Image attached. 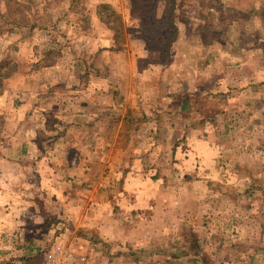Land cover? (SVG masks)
Masks as SVG:
<instances>
[{"label":"rangeland","instance_id":"rangeland-1","mask_svg":"<svg viewBox=\"0 0 264 264\" xmlns=\"http://www.w3.org/2000/svg\"><path fill=\"white\" fill-rule=\"evenodd\" d=\"M86 1L0 0V60L20 65L13 52L30 38L41 53L50 52L44 62L68 47L83 48L75 36L90 27L64 20L90 16ZM108 3L132 17L130 0ZM174 16L179 32L166 62L140 55L146 45L139 32L118 47L132 50L136 73L128 82L147 101L139 114L162 117L121 124L118 141L132 149L122 160L133 162L138 152L146 158L133 176L141 184L124 187L122 170L102 169L98 185L76 190L88 207L94 191L101 223L80 226L83 239L37 251L35 264L57 246L87 257V264H264V169H253L264 160V0H181ZM95 64L104 67L103 55H95ZM175 145L182 152L175 154Z\"/></svg>","mask_w":264,"mask_h":264},{"label":"crops","instance_id":"crops-1","mask_svg":"<svg viewBox=\"0 0 264 264\" xmlns=\"http://www.w3.org/2000/svg\"><path fill=\"white\" fill-rule=\"evenodd\" d=\"M104 1L88 0L82 7L90 10V16L76 22L64 20L90 27L75 36L84 39L83 48L68 47L44 62L50 52L41 53L30 38L13 52L19 70L5 80L0 94V264H35L37 259L32 257L37 251L49 249L53 242H69L74 236L83 239L80 226L101 223L104 214L96 213L94 191L88 207L90 200L80 198L76 190L89 183L98 185L102 169L122 170L124 187L134 180L141 184L142 178L133 176L135 170L144 169L146 158L138 152L133 162L130 157L128 162L122 160L132 149H124L118 136L124 120L150 119L151 112L139 114L147 101L143 102L141 89L128 82L136 73L131 66L132 50L120 51L112 31L100 20L98 8ZM151 52L144 46L140 55L160 58L158 51ZM95 55H103L104 67L95 64ZM24 62L30 64L28 69ZM154 116L151 121L162 118ZM207 116L202 117L206 125ZM156 128L158 134L162 128ZM188 128L190 133L194 130ZM179 150L181 146L175 145L173 152ZM256 168L263 170L264 160ZM120 177L110 182L115 185ZM139 191H134L138 199L142 197ZM55 233L61 235L55 237Z\"/></svg>","mask_w":264,"mask_h":264},{"label":"trees","instance_id":"trees-1","mask_svg":"<svg viewBox=\"0 0 264 264\" xmlns=\"http://www.w3.org/2000/svg\"><path fill=\"white\" fill-rule=\"evenodd\" d=\"M130 1L131 18L126 19L113 4L105 2L98 8L100 20L112 31L117 47L126 43L131 33L139 32L146 48L149 51H158L161 62H166L178 37L179 26L174 13L181 0ZM202 40L204 43L209 41L203 33ZM18 70L19 63L12 57L0 60V94L4 91V81ZM187 101L184 102V108L189 107Z\"/></svg>","mask_w":264,"mask_h":264},{"label":"built area","instance_id":"built-area-1","mask_svg":"<svg viewBox=\"0 0 264 264\" xmlns=\"http://www.w3.org/2000/svg\"><path fill=\"white\" fill-rule=\"evenodd\" d=\"M87 257L73 252L67 246H57L44 252L37 264H87Z\"/></svg>","mask_w":264,"mask_h":264}]
</instances>
